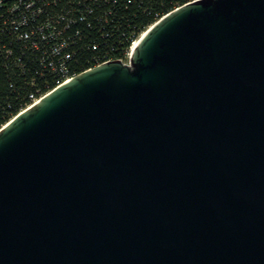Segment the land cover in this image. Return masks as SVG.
Returning a JSON list of instances; mask_svg holds the SVG:
<instances>
[{
    "label": "water",
    "instance_id": "water-1",
    "mask_svg": "<svg viewBox=\"0 0 264 264\" xmlns=\"http://www.w3.org/2000/svg\"><path fill=\"white\" fill-rule=\"evenodd\" d=\"M0 264H264V0H197L0 129Z\"/></svg>",
    "mask_w": 264,
    "mask_h": 264
},
{
    "label": "built area",
    "instance_id": "built-area-1",
    "mask_svg": "<svg viewBox=\"0 0 264 264\" xmlns=\"http://www.w3.org/2000/svg\"><path fill=\"white\" fill-rule=\"evenodd\" d=\"M119 7L120 0H0V18L3 25L19 41L28 42L33 51L59 59L57 63H49L52 68H60L59 87L73 78L66 64L72 54L100 50L104 55L87 62L91 65L88 70L112 61L130 63L137 39L121 51L120 58L112 56L113 52L120 51V38L126 37L125 31L120 30L119 20L115 25L109 22L113 11ZM38 20L40 25L35 27ZM88 33L100 38L104 46L98 43L73 45ZM105 39L116 40L109 45ZM42 97L35 99L32 96L33 104Z\"/></svg>",
    "mask_w": 264,
    "mask_h": 264
},
{
    "label": "trees",
    "instance_id": "trees-1",
    "mask_svg": "<svg viewBox=\"0 0 264 264\" xmlns=\"http://www.w3.org/2000/svg\"><path fill=\"white\" fill-rule=\"evenodd\" d=\"M193 1L196 0H120V7L113 11L109 22L115 25L119 20L120 30L125 31L126 37H118L120 51L113 52L112 56L120 58L121 51L128 49L132 41L138 39L144 31L178 7ZM39 25L38 20L34 26ZM115 40L105 39L109 45L115 43ZM89 43L104 46L102 40L91 36V33L73 45ZM102 55L100 50L72 54L66 63L67 70L71 77H75L88 70L91 65H87V62ZM58 61L50 55L33 51L28 42L19 41L0 18V129L33 104L32 96L39 99L58 87L60 68L49 66L50 62Z\"/></svg>",
    "mask_w": 264,
    "mask_h": 264
},
{
    "label": "bare ground",
    "instance_id": "bare-ground-1",
    "mask_svg": "<svg viewBox=\"0 0 264 264\" xmlns=\"http://www.w3.org/2000/svg\"><path fill=\"white\" fill-rule=\"evenodd\" d=\"M197 1V0H196ZM147 31V30H146ZM146 31H144L139 37H138V39L136 40V42L134 43V49H136V47L138 46V44H139V42H140V38L141 37H143V35H144V33L146 32ZM24 111V110H23ZM22 111V112H23Z\"/></svg>",
    "mask_w": 264,
    "mask_h": 264
},
{
    "label": "clouds",
    "instance_id": "clouds-1",
    "mask_svg": "<svg viewBox=\"0 0 264 264\" xmlns=\"http://www.w3.org/2000/svg\"><path fill=\"white\" fill-rule=\"evenodd\" d=\"M54 90V89H53Z\"/></svg>",
    "mask_w": 264,
    "mask_h": 264
}]
</instances>
